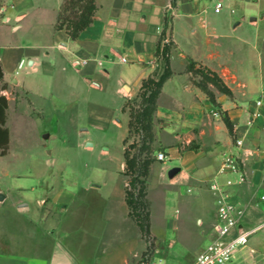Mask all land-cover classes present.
Instances as JSON below:
<instances>
[{
    "label": "rangeland",
    "instance_id": "obj_1",
    "mask_svg": "<svg viewBox=\"0 0 264 264\" xmlns=\"http://www.w3.org/2000/svg\"><path fill=\"white\" fill-rule=\"evenodd\" d=\"M33 1L37 8L22 20V29L15 39H24L29 44L45 43L50 40L56 0ZM215 1L209 0L202 14L217 35L216 42L221 50L215 65L226 82H230L226 85L228 82L224 83L221 78L231 88L232 95L226 99L235 101L237 109H245L249 115L250 105L264 91V19H261L264 0L236 6L233 14L226 8L225 1L222 10L215 13ZM9 2L0 0V21L5 15L2 9L8 8ZM75 12L76 9L69 8L63 16H73ZM168 19L166 17V22ZM190 43L202 46L203 35L198 32L197 37L181 39L183 46L188 47ZM48 52L57 58L55 73L48 76L40 72L36 77L29 76L30 80L40 83L42 89L51 85V95L47 90L43 96H32L44 111L47 110L43 116L22 117L19 121L11 118V147L7 158L0 160V169H8L18 177L3 178L0 182L5 188L20 185L24 201L31 206L46 189L50 194L60 192V200L64 202L58 207L57 223L62 225L57 235L58 245L67 248L80 264H120L125 256L128 263L124 264H147L152 259L164 264H194L197 255L215 236L216 195L210 186L214 181L223 183L227 178H235L217 175L223 152H227L224 146L199 149V144L193 141L179 149L180 154L184 151L198 154L201 166L197 169L202 175L189 173V178H183L180 174L169 180L167 171L178 167L179 160L156 159L158 152H165L154 142L159 130L154 129L153 123V151L147 155L153 158V163L144 181L145 205L141 210L142 214L149 215V233L141 235L127 215L122 195L130 180L125 174L123 150L133 143L135 147L130 148L129 153L141 161L146 151L139 150L142 144H147L145 133L135 132H131L125 145L122 144L129 110L140 107V97L135 96L124 102V114L119 111L117 80L128 64H105V59L101 66L98 61L90 62L95 67L97 77H93V81L99 89L87 87L82 82L71 86L70 75L81 73L73 71L58 50ZM102 69H112L113 74L105 78L99 75ZM161 71L162 68L157 67L155 74ZM190 79L197 82L200 77L193 75ZM207 87L214 96L221 94L212 84ZM48 101L56 102L57 110H52ZM214 127L211 130L216 132ZM213 136L207 134L205 143H210ZM224 136L226 134L221 133V139ZM228 136L234 145L235 133H228ZM138 187L136 184L135 188ZM66 202L69 203L67 210L64 209ZM227 264H264V227L256 231L247 246Z\"/></svg>",
    "mask_w": 264,
    "mask_h": 264
},
{
    "label": "crops",
    "instance_id": "obj_2",
    "mask_svg": "<svg viewBox=\"0 0 264 264\" xmlns=\"http://www.w3.org/2000/svg\"><path fill=\"white\" fill-rule=\"evenodd\" d=\"M62 1L56 0V14ZM208 1L174 0L172 4V0H95L93 21L76 40H71L64 30L54 29L55 14L50 40L29 44L24 39H15V35L22 29V20L37 8V3L33 0H10L9 7L2 9L5 15L0 21V95L6 100L5 123L2 128L8 133L7 151L0 156V160L9 155L11 118L16 117L19 121L22 117L43 116L47 110L45 108L44 111L32 96H43L47 90V94L51 95V85L43 88L41 93L43 89L40 83L30 80L29 76L36 77L40 72L48 76L55 73L58 61L48 50H58L65 63L73 71L81 73L70 75L71 86L82 82L87 87L99 89L93 81L97 75L90 62L98 61L101 66L105 59V64H128L127 69L118 77L116 88V95L121 101L119 111L124 114V102L139 96L142 82L154 77L159 67L155 49L168 17L169 28H166L165 39L171 44L169 65L172 74L162 85L156 100L153 123L154 129L159 131L154 142L164 150L166 157L178 158L183 178H189V173L202 175L200 169H197V166H201L197 153H179V149L193 141L199 144V149L224 146L225 151L235 154L246 174V182L232 190L234 199L244 207L241 223L246 230L254 231L253 234L263 228L264 210L257 203V196L264 191V121H256L252 126H247V111L237 109L235 101L227 100L222 94L215 95L218 106H213L206 95L193 85L191 74L185 71L188 61H193L215 72L224 83L228 82L226 85L230 83L217 70L215 62L221 51L216 42L217 35L202 17ZM220 1L222 4L225 1L230 14L235 12L233 8L236 6L243 7L257 2ZM2 27L7 30H1L4 29ZM198 32L203 35L202 46L190 43L187 47L181 44V39L197 37ZM112 72V69H102L99 75L106 78ZM2 86L4 88L1 90ZM48 102L52 110H57L56 102ZM220 114L227 115L236 138L243 140L242 147L237 148L232 144ZM114 123L119 124L118 121ZM213 127L216 132L211 130ZM127 131L128 128L125 137ZM221 133L226 134L225 138L221 139ZM207 134H215L211 144L205 143ZM7 177L18 176L1 168L0 181ZM22 191L20 185L5 188L0 182V194L4 196L0 201V264H80L67 248L62 249L58 245L57 235L62 227L57 223L60 212L58 207L64 202L60 200V192L50 194L46 189L43 196L31 206L24 201ZM122 195L124 201V193ZM65 204L67 206L64 209L67 210L69 203ZM124 205L128 215L125 201ZM120 262L128 263L126 256Z\"/></svg>",
    "mask_w": 264,
    "mask_h": 264
},
{
    "label": "trees",
    "instance_id": "obj_3",
    "mask_svg": "<svg viewBox=\"0 0 264 264\" xmlns=\"http://www.w3.org/2000/svg\"><path fill=\"white\" fill-rule=\"evenodd\" d=\"M174 0H172L173 4ZM77 12L73 16H63V12L67 9ZM96 10L95 0H63L56 14L54 29L64 30L71 40H76L80 33L84 31L93 21L94 13ZM166 28L167 22L164 23V29L160 34V40L155 49V55L159 59V67L162 68L160 74H154V77H149L144 80L140 87V107L139 110H129L128 124H127V136L123 140V144L127 143L131 132L136 134L145 133L147 144H142L139 152L146 151V156L141 161L137 156L130 155V148H134V144L126 146L123 150V158L125 165V174L130 176L128 182V188L124 191V201L128 208V216L133 220L138 227L141 235H147L149 233V215L147 212L143 213V205H145V186L144 181L147 177L149 167L153 163V158L147 156L153 149L151 144L153 143V115L156 108V100L161 91L164 82L171 76L172 72L169 65V51L170 42L166 41ZM186 73H190L191 76L198 75L200 80L193 82V85L200 89L208 98L213 106H218L214 94L208 89L207 84H212L219 93L230 97V89L223 83L221 78L214 72L205 69L203 66H198L193 61H188L185 69ZM4 86L1 87V90ZM5 109L6 100L5 97L0 95V156L6 154L8 144L7 130L2 128L5 123ZM125 110V104L122 107V112ZM223 123L229 133L232 135L233 125L230 122L226 114L222 117ZM143 138V136H142ZM143 178V179H141ZM136 184L139 187L136 189ZM136 190L133 193V190Z\"/></svg>",
    "mask_w": 264,
    "mask_h": 264
},
{
    "label": "built area",
    "instance_id": "obj_4",
    "mask_svg": "<svg viewBox=\"0 0 264 264\" xmlns=\"http://www.w3.org/2000/svg\"><path fill=\"white\" fill-rule=\"evenodd\" d=\"M222 8V2L216 0L213 7L214 12L218 13ZM121 61L125 62V59ZM248 114L246 125L249 127L256 121H264V91L259 93L258 98L251 104ZM234 146L242 147L243 140L236 138ZM156 159L164 161L166 155L163 152H158ZM217 175H230L235 178H227L223 183L214 181L210 186L216 195V222L213 227L215 236L197 255L194 264H227L231 262L235 254L247 246L249 238L254 233V231L246 230L242 225L244 207L234 199V194L231 191L232 187L246 182V174L238 157L231 152L224 153ZM257 203L263 206L264 210V191L257 196ZM147 264L164 263L159 259H152Z\"/></svg>",
    "mask_w": 264,
    "mask_h": 264
},
{
    "label": "water",
    "instance_id": "obj_5",
    "mask_svg": "<svg viewBox=\"0 0 264 264\" xmlns=\"http://www.w3.org/2000/svg\"><path fill=\"white\" fill-rule=\"evenodd\" d=\"M261 19H264V14L261 16ZM251 22H256V19H251ZM2 78V71L0 69V79ZM48 136H44V138H47ZM87 146H91L90 143H87ZM181 172V169L179 167H173L167 171V178L169 180H172L174 177L178 176ZM4 199V196L0 194V201Z\"/></svg>",
    "mask_w": 264,
    "mask_h": 264
}]
</instances>
